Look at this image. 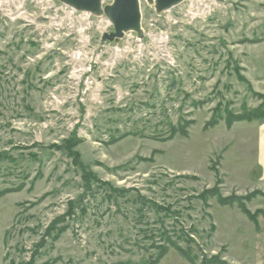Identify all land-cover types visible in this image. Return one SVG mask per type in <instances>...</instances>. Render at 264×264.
Wrapping results in <instances>:
<instances>
[{
  "label": "rangeland",
  "instance_id": "rangeland-1",
  "mask_svg": "<svg viewBox=\"0 0 264 264\" xmlns=\"http://www.w3.org/2000/svg\"><path fill=\"white\" fill-rule=\"evenodd\" d=\"M141 12L112 39L65 0H0V264H264L263 124L205 128L264 103V0Z\"/></svg>",
  "mask_w": 264,
  "mask_h": 264
},
{
  "label": "water",
  "instance_id": "water-1",
  "mask_svg": "<svg viewBox=\"0 0 264 264\" xmlns=\"http://www.w3.org/2000/svg\"><path fill=\"white\" fill-rule=\"evenodd\" d=\"M157 13L165 12L186 0H146ZM74 8L89 11L95 16L105 15L114 27L110 37L120 39L127 32H137L138 38L144 37L142 28L141 0H113L103 7V0H65Z\"/></svg>",
  "mask_w": 264,
  "mask_h": 264
},
{
  "label": "trees",
  "instance_id": "trees-1",
  "mask_svg": "<svg viewBox=\"0 0 264 264\" xmlns=\"http://www.w3.org/2000/svg\"><path fill=\"white\" fill-rule=\"evenodd\" d=\"M253 94L256 97H261L263 99V102H264V95H261V94H259L257 92H254ZM216 114H217V112L214 111L212 117L206 123L205 128L208 129V128L214 127L217 124H219V122L222 121V120L225 121L226 126L229 129L232 128V126L236 122H253V121H256V120L257 121H263L264 120V103L261 106H259L258 108H255L253 110H246L245 109V111H243L242 114L239 113V114L235 115V114H228V113H226L225 116H222L221 115V116H218V117L216 116ZM191 124H193V123H191ZM187 128H188L187 126L180 125L176 129L177 131L174 130L172 132V134L173 135L180 134V135L186 137V136H188ZM171 137H173V136H171ZM72 138H73L72 140L68 139V140L65 141V146L58 147V148L59 149H63L64 151H68L71 156H74L75 159H76V164H78L83 169V171L85 172V174L87 175L86 176V177H88V179H86L87 182L88 181H91L92 176L94 177V175L88 173L87 169L83 165V162L81 161L80 153L78 152V150H75L76 145L78 144V141L79 140L76 138L75 135ZM209 193H210V196H212V197H218L220 203H222L224 205H232L234 203V201H235V200L233 201V197H227V198L222 197L217 191L215 192V190H213V191H211ZM261 195L264 196V192H261ZM240 209L244 213H246L249 217L251 216V214H249V211L247 210V208H245V205L240 204ZM59 220H62V217ZM253 221H256V218ZM165 240H166V238H165ZM165 240H164V242H166ZM187 240H188V238H187ZM167 241H168V245L169 246L175 247V243L174 242H171V240H167ZM165 246L166 247H164V246L159 247V254L157 256H155V257L152 256L150 258V260H148V262H146L145 264H159L160 263V260L168 252V247H167V245H165ZM176 250L184 258H186L190 262H193V258L191 257V255L189 253L183 252V250L181 248H179V247H177ZM209 262H210L209 264H231V263H229V262H227L225 260H221L219 257H214V259L212 261H209ZM32 263H33V259H32Z\"/></svg>",
  "mask_w": 264,
  "mask_h": 264
},
{
  "label": "crops",
  "instance_id": "crops-1",
  "mask_svg": "<svg viewBox=\"0 0 264 264\" xmlns=\"http://www.w3.org/2000/svg\"><path fill=\"white\" fill-rule=\"evenodd\" d=\"M260 123L262 122L263 127L262 129L259 131L260 132V138L258 140V145H259V151H258V155H259V168H260V172L262 173L261 179L264 182V120L263 121H259ZM258 122V123H259ZM264 192V189H263Z\"/></svg>",
  "mask_w": 264,
  "mask_h": 264
},
{
  "label": "bare ground",
  "instance_id": "bare-ground-1",
  "mask_svg": "<svg viewBox=\"0 0 264 264\" xmlns=\"http://www.w3.org/2000/svg\"><path fill=\"white\" fill-rule=\"evenodd\" d=\"M125 33H127V32H125ZM136 34H137V32H136Z\"/></svg>",
  "mask_w": 264,
  "mask_h": 264
}]
</instances>
